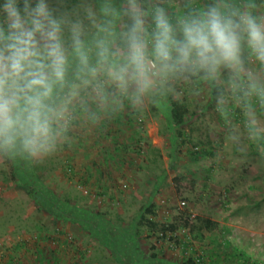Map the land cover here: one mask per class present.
Listing matches in <instances>:
<instances>
[{"label":"clouds","instance_id":"clouds-1","mask_svg":"<svg viewBox=\"0 0 264 264\" xmlns=\"http://www.w3.org/2000/svg\"><path fill=\"white\" fill-rule=\"evenodd\" d=\"M264 157V11L254 0H3L0 159L39 163L121 111L204 102ZM243 117L241 125L234 112Z\"/></svg>","mask_w":264,"mask_h":264},{"label":"rangeland","instance_id":"rangeland-1","mask_svg":"<svg viewBox=\"0 0 264 264\" xmlns=\"http://www.w3.org/2000/svg\"><path fill=\"white\" fill-rule=\"evenodd\" d=\"M256 5L264 11V0ZM209 92L204 102L187 94L180 101L190 113L186 130L199 128L195 136L204 142L218 136L221 147L211 146L212 158L198 154L195 160L198 150L172 137L162 102L150 104L130 123L126 115L132 111H121L39 163L0 159V264H180L178 245L152 235L139 218L162 223L173 209L187 206L185 199L194 216L217 223L218 232L230 231L232 249L264 264V157L246 138L240 146L227 135L221 141L219 119L210 121L219 116ZM206 125L213 129L207 136ZM102 188L109 189L105 197ZM35 199L45 200L46 209ZM152 203L154 218L144 215ZM218 235L211 237L215 250L226 251Z\"/></svg>","mask_w":264,"mask_h":264},{"label":"trees","instance_id":"trees-1","mask_svg":"<svg viewBox=\"0 0 264 264\" xmlns=\"http://www.w3.org/2000/svg\"><path fill=\"white\" fill-rule=\"evenodd\" d=\"M255 4L257 0H254ZM0 3H3V0H0ZM210 99L214 103V92L210 91ZM168 106V118L171 128L173 129L172 136L175 140L181 139L182 144H185V141H188L191 148L198 150L194 154V159L198 160L199 156L203 157H210L212 158L214 154L211 152V146L215 145V148H220L219 145V138H214L213 141H201L197 139V134L199 133L200 129L195 127H190L186 130L185 122L186 117L190 115L188 107L180 100H174L171 97L166 101ZM211 107L214 108V105ZM238 114L237 116L234 115V121L236 124L241 125V130H243V117L242 115L236 111ZM139 112H130L126 115V119L131 122V118L133 116H137ZM217 117V116H216ZM197 118H204V113L202 115H198ZM219 119L218 123H215L217 127H222L224 131L219 133L221 136V141H223L222 136L228 135L227 130L225 128L224 122L220 117L212 118V124L215 120ZM216 122V121H215ZM140 127V126H139ZM205 130H203V135L210 133L213 129H210V126H204ZM85 130L77 131L76 133L72 134V143L78 142L83 137V133ZM177 133V134H176ZM197 137H196V136ZM202 136V135H201ZM71 143V144H72ZM77 144V143H76ZM98 145V144H97ZM118 146V145H115ZM117 148V147H116ZM207 148V149H206ZM127 150V148H124ZM85 151L87 152L88 149L85 147ZM128 153V152H127ZM24 164L28 166V164H32L31 162L24 161ZM33 171V167H32ZM67 171L69 172L70 176H74V167L69 159L67 162ZM212 176V170L207 172V177L205 179L206 182H209ZM193 185L189 189H193ZM105 192L102 194V197L107 195L109 189L102 188ZM207 189V184H204V190ZM185 201L188 203L186 204L182 201L183 205L186 204V207L180 208L176 207L171 211L169 217L165 219L162 223H158L149 219H144V216L141 214L139 218V223H142L144 220L147 223V226L150 228V232L152 235L159 234L162 240L168 238L171 241H174L175 244L178 245L179 250L182 254V261L180 264H258L250 260V258L246 257L242 253H238L235 249L231 248L230 243L227 240V234L230 232L229 230H224L222 232H218V224L214 223L211 220L199 217L197 215L194 216L195 209L194 207H190L191 203L188 202L187 199ZM45 200H38L35 199V204L40 207L46 209L44 205ZM59 204H57L58 206ZM60 209L65 210L64 205L59 207ZM157 205L155 203L150 204L144 211V215L156 217ZM181 233L182 235L178 238L176 235L177 233ZM222 232V233H221ZM220 234V235H218ZM169 235V237H167ZM176 235L175 237H173ZM221 240V246L223 250L226 251H218L215 250L214 242L212 241V236H217ZM211 238V239H208ZM205 242H209L205 247H201V245ZM204 246V245H203ZM199 247V249L197 248ZM208 247L211 249L206 250ZM171 248H173L171 246ZM155 258V257H153ZM152 264V263H146Z\"/></svg>","mask_w":264,"mask_h":264}]
</instances>
